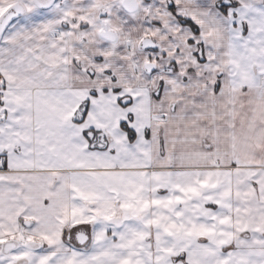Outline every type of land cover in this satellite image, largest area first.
Listing matches in <instances>:
<instances>
[{"label": "snow or ice", "instance_id": "1", "mask_svg": "<svg viewBox=\"0 0 264 264\" xmlns=\"http://www.w3.org/2000/svg\"><path fill=\"white\" fill-rule=\"evenodd\" d=\"M0 264H264V0H0Z\"/></svg>", "mask_w": 264, "mask_h": 264}]
</instances>
